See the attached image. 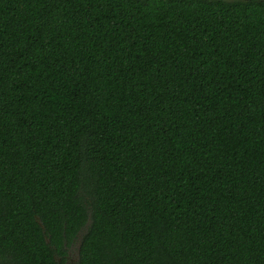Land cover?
I'll list each match as a JSON object with an SVG mask.
<instances>
[{
	"label": "trees",
	"instance_id": "trees-1",
	"mask_svg": "<svg viewBox=\"0 0 264 264\" xmlns=\"http://www.w3.org/2000/svg\"><path fill=\"white\" fill-rule=\"evenodd\" d=\"M264 264V0H0V264Z\"/></svg>",
	"mask_w": 264,
	"mask_h": 264
},
{
	"label": "rangeland",
	"instance_id": "rangeland-1",
	"mask_svg": "<svg viewBox=\"0 0 264 264\" xmlns=\"http://www.w3.org/2000/svg\"><path fill=\"white\" fill-rule=\"evenodd\" d=\"M76 244L69 250V254L67 257V262L66 264H76L77 260V250H76Z\"/></svg>",
	"mask_w": 264,
	"mask_h": 264
}]
</instances>
